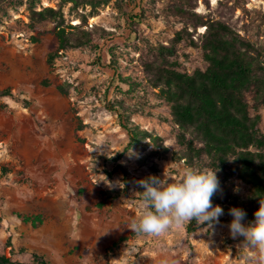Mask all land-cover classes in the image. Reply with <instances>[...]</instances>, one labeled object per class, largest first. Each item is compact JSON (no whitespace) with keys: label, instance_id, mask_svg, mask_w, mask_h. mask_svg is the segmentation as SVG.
<instances>
[{"label":"rangeland","instance_id":"1","mask_svg":"<svg viewBox=\"0 0 264 264\" xmlns=\"http://www.w3.org/2000/svg\"><path fill=\"white\" fill-rule=\"evenodd\" d=\"M88 1L0 0V91H10L0 96V253L23 263L38 256L49 264H245L249 249L229 235V209L242 204L254 213L259 202L229 163L180 145L181 129L145 65L204 69V51L189 38L198 39L206 20L225 21L264 51V0ZM177 6L197 15L172 12ZM45 7L61 16L32 20ZM57 27L67 38L60 51ZM82 31L88 39L76 38ZM177 31L183 39L174 52L158 51ZM118 113L138 137L119 157L129 138ZM259 113L264 132V107ZM185 166L217 170L219 224L196 222L191 231L185 221L159 237L131 231L140 214L138 182L152 175L174 182ZM38 215V227L23 221Z\"/></svg>","mask_w":264,"mask_h":264},{"label":"trees","instance_id":"2","mask_svg":"<svg viewBox=\"0 0 264 264\" xmlns=\"http://www.w3.org/2000/svg\"><path fill=\"white\" fill-rule=\"evenodd\" d=\"M64 1L77 5L81 0ZM88 3L93 2L89 0ZM172 10L188 18L197 15L193 10L182 6L173 7ZM31 14L32 20L41 23L61 16L52 7L33 10ZM129 20L139 22L140 17L132 15ZM200 25L205 27L204 32L198 34L197 40L190 34L189 46L196 48L200 44L206 62L204 69L187 73L177 69L176 63L163 66L159 60L147 63L145 69L152 76L153 86L160 89L170 104L171 121L181 129L178 136L180 145H184L193 156L204 153L218 164L225 166L229 163L236 178L249 186L253 199L259 204L260 201L264 203V132L259 129V109L264 107V51L262 46L240 36L223 20L201 21ZM55 34L60 40L57 49L60 51L67 44L65 31L57 27ZM84 34L82 31V35L76 38L88 39ZM182 39V32L177 31L169 44H158L157 49L173 53L174 45ZM53 55H48L49 63L53 60ZM58 89L62 93L66 92L62 87L58 86ZM9 92L1 90L0 96L9 95ZM118 114L120 125L129 138L127 145L118 153L119 157L138 142V137L129 122L121 113ZM187 130L190 132L189 138L185 134ZM195 144L200 147L196 148ZM191 156L186 154L188 160H191ZM112 170L120 171L126 182L127 172L124 168L116 165ZM122 192H126V187ZM239 205L247 213V220H253V213L244 205ZM23 221H30L33 227H38L42 222L39 215L23 218ZM191 224H196V221L193 220L188 225V230L192 231L196 225ZM35 258L31 263L15 262L0 253V264H49L43 258Z\"/></svg>","mask_w":264,"mask_h":264},{"label":"clouds","instance_id":"3","mask_svg":"<svg viewBox=\"0 0 264 264\" xmlns=\"http://www.w3.org/2000/svg\"><path fill=\"white\" fill-rule=\"evenodd\" d=\"M217 170L185 166L179 170L178 179L149 176L140 180L142 188L140 214L129 222V229L137 235L159 237L173 225L195 220L211 229L219 224L224 210L213 205L212 198L221 191ZM232 217L227 225L233 239L242 238L249 249L245 264H264V203L254 211V219L239 207L229 209Z\"/></svg>","mask_w":264,"mask_h":264}]
</instances>
